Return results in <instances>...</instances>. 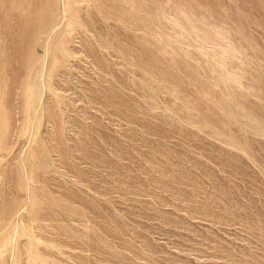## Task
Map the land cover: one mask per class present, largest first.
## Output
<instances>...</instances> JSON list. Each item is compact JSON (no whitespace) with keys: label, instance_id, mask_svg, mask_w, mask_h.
<instances>
[{"label":"rangeland","instance_id":"374dc122","mask_svg":"<svg viewBox=\"0 0 264 264\" xmlns=\"http://www.w3.org/2000/svg\"><path fill=\"white\" fill-rule=\"evenodd\" d=\"M0 264H264V0H0Z\"/></svg>","mask_w":264,"mask_h":264}]
</instances>
